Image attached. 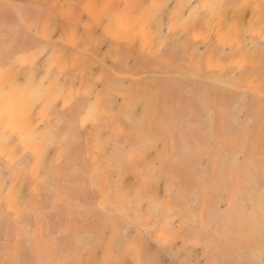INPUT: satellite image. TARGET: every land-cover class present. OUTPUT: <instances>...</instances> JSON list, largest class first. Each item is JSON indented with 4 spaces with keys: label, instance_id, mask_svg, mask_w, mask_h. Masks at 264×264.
Segmentation results:
<instances>
[{
    "label": "rangeland",
    "instance_id": "1",
    "mask_svg": "<svg viewBox=\"0 0 264 264\" xmlns=\"http://www.w3.org/2000/svg\"><path fill=\"white\" fill-rule=\"evenodd\" d=\"M0 264H264V0H0Z\"/></svg>",
    "mask_w": 264,
    "mask_h": 264
}]
</instances>
